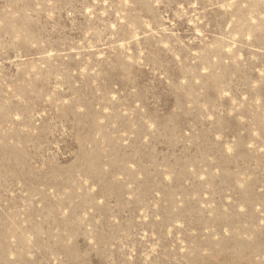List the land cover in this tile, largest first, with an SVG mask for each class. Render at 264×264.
Masks as SVG:
<instances>
[{"label": "rangeland", "instance_id": "rangeland-1", "mask_svg": "<svg viewBox=\"0 0 264 264\" xmlns=\"http://www.w3.org/2000/svg\"><path fill=\"white\" fill-rule=\"evenodd\" d=\"M0 264H264V0H0Z\"/></svg>", "mask_w": 264, "mask_h": 264}]
</instances>
